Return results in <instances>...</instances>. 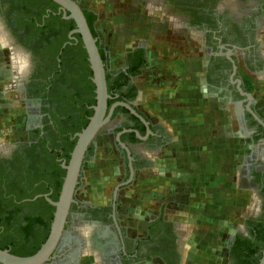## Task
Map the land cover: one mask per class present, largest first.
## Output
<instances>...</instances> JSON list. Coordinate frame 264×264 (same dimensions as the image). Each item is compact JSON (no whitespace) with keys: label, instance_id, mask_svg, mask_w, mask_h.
Segmentation results:
<instances>
[{"label":"flooded vegetation","instance_id":"1","mask_svg":"<svg viewBox=\"0 0 264 264\" xmlns=\"http://www.w3.org/2000/svg\"><path fill=\"white\" fill-rule=\"evenodd\" d=\"M76 1L79 3V0ZM149 1L157 12L171 17L174 21L173 28L186 29L199 36L202 51H204L205 84L228 92L229 100L241 112L246 127L252 129L250 134L253 136V151L250 157L246 158L242 179L256 188L261 200L260 209L254 217H248L243 221L242 229L230 233L227 241L228 264H251V260L258 252L264 251L263 246L260 245L264 239L258 235V228L264 226V221L261 220L264 214V196L261 193L264 186V158L258 153L260 150L258 147H264V132L260 128L263 126L257 123L246 110L248 98L239 93L238 86L243 91H250L238 73V63L240 62L252 75H257L264 69V52L260 41V35L264 31V0ZM82 9L88 10L84 7ZM52 10H55V13H63L58 4L53 8L46 0H0V27L7 32L13 44L27 53V73L25 77H22L19 88L22 100L31 109V114L27 115L23 137L0 153V163L7 162L18 150L24 151L32 137H41L49 133L48 125L51 124V128L54 126L51 113L56 109V102L49 100L47 96L49 93L47 78L53 75L52 69L55 66L45 55V49L57 48L59 43L58 34L53 31L58 29L59 25L54 23V19L48 18ZM69 31L67 40L60 43L61 47L68 44L67 57L75 54V45L78 42L76 36L68 38ZM136 53L140 54V57H137ZM104 56L113 77H117L122 70H136L145 63L137 75L131 76L125 73L132 83H134L133 79L141 75L149 66L148 51L143 45H134L127 49L122 54L121 64L114 68L109 66L105 53ZM43 69L51 72L46 78L37 76ZM42 83H44L43 88ZM44 89L48 93L43 92ZM36 91L40 92L37 96L34 94ZM137 91L136 86L135 98L127 102L148 122L151 133L147 134L146 125L129 111L119 110L115 114L112 112L110 120L100 128L97 135L107 133L113 136L117 151L124 158L123 176L115 185L111 200L106 205L92 204L86 199L79 198L77 196L81 184L79 178L78 187L74 193L75 200L69 207L64 224V232L50 258L42 264H180L182 262L183 245L179 224L168 218L167 210L165 212V209L161 207L153 215L143 216L137 224L140 229L133 234H131V226H133L131 223L134 221L125 223L120 217L118 194L122 193L134 180L135 171L143 165L138 147L144 145L151 149L159 138L158 131L152 122L135 103ZM252 97L249 105L256 112L255 99L253 95ZM261 118L264 121V117ZM46 119H48L47 122H45ZM133 130L138 131L144 138H138ZM118 132H120L119 140H116L115 135ZM132 133L136 137L135 141L131 139ZM121 142L128 148L130 160ZM90 146H92V152L88 154L89 150L87 151L85 160L94 152V143ZM129 163L134 170L130 179ZM189 195V192L180 191L174 194L175 206L183 204ZM47 209L48 206L43 201H38L20 207L13 214L27 215L36 220L34 235L43 236L41 223L49 219ZM49 209L50 214L53 215L54 209L51 207ZM90 221L97 224L91 225ZM46 237L47 234L42 241Z\"/></svg>","mask_w":264,"mask_h":264},{"label":"rangeland","instance_id":"2","mask_svg":"<svg viewBox=\"0 0 264 264\" xmlns=\"http://www.w3.org/2000/svg\"><path fill=\"white\" fill-rule=\"evenodd\" d=\"M79 3L95 15L93 29L97 43L104 51L111 68L121 64L122 54L127 49L134 45H143L148 51L149 66L154 64L155 68L157 67L156 71H160L155 77L157 81L169 79L172 84L173 81L177 82L178 87L181 79H190L186 87L194 91L193 102L197 104L196 109L209 110L214 114L224 110L233 115L235 132L238 125L240 126V156L239 161L234 163L236 171L232 173L228 170L232 167V156L217 157L224 166L226 179L230 183L224 197L222 195L217 198L215 193H209L203 200L202 207L192 208L189 201L184 200V205L176 209L180 213L176 217L190 220V223L185 220L184 226L182 222H178L183 245V259L180 264L186 261L188 264H228V236L242 229L243 221L248 217H254L260 209L261 200L256 188L242 179L246 158L250 157L253 151V136L246 135L252 129L246 127L241 112L229 100L228 92L221 93V96L210 101L207 92L202 91L204 88L207 89L208 85L204 82V51L199 36L186 29L173 28L174 21L171 17L157 12L149 0H79ZM11 41L7 32L0 27V153L23 137L27 115L31 114L28 104L21 98L19 88L22 77L27 73V53ZM260 41L264 52V31L260 35ZM238 66L242 81L254 98H257L254 103L256 112L264 115V69L257 75H252L240 62ZM135 79L136 77L133 80ZM197 89L201 91V95H198ZM208 120L210 122V116ZM108 139L114 149L118 150L113 136L108 135ZM259 148L258 153L264 158V147ZM117 154L123 164V156ZM225 154L231 155V153ZM80 181L77 196L86 199L84 168L81 171ZM232 183L233 187H231ZM136 187L137 180L134 178L124 189L125 191L130 188L132 197L120 201L119 207L123 222L134 221L131 223L133 225L131 234L137 233V229H140L137 224L143 216L156 213L151 209L144 213L138 208L140 201L136 199L138 191ZM196 192L200 193V191ZM196 192L190 195V201L193 199L194 202L195 196L198 195ZM184 212H190V216L188 214L185 216ZM187 236L190 237L186 238Z\"/></svg>","mask_w":264,"mask_h":264},{"label":"crops","instance_id":"3","mask_svg":"<svg viewBox=\"0 0 264 264\" xmlns=\"http://www.w3.org/2000/svg\"><path fill=\"white\" fill-rule=\"evenodd\" d=\"M156 70L154 64L150 65L133 80L138 89L137 107L159 134L158 141L151 149L144 145L138 147L143 165L135 171L134 176L138 189L136 199L140 201L137 206L144 213L157 211L162 207L165 212L167 210L169 219L182 222L184 226L185 220L188 223L190 220L176 217L180 215L176 209L184 204L175 206L174 194L180 191L192 195L200 191L196 192L197 201H190V195L185 198L192 208L202 207L203 200L209 193H215L217 198L222 195L224 197L230 183L226 179L224 166L217 157L232 156V167L228 170L232 173L236 171L234 163L239 161L240 156V126L235 132L232 120L234 117L224 110L214 114L209 110L196 109L197 104L193 102L194 91L186 87L190 79H181L177 87V82L173 81L172 84L169 79L157 81L155 77L160 71ZM202 91L207 92L210 101L226 92L212 86ZM196 92L201 95L199 89ZM221 105L216 104L218 107H222ZM250 133L249 131L246 135L249 137ZM94 140V153L82 165V169L86 171L84 193L90 203L106 205L111 200L115 185L123 176V164L117 154L119 152L110 144L107 133L97 135ZM130 197L132 190L129 188L119 192L118 202ZM187 214L190 212H184L185 216Z\"/></svg>","mask_w":264,"mask_h":264},{"label":"trees","instance_id":"4","mask_svg":"<svg viewBox=\"0 0 264 264\" xmlns=\"http://www.w3.org/2000/svg\"><path fill=\"white\" fill-rule=\"evenodd\" d=\"M46 1L53 8L57 5L52 0ZM52 11L49 12L48 18L54 19V23L59 25L58 29L53 30L58 34L59 43L57 48L45 49V55L55 68L52 69L53 75L47 78L49 93L46 89L43 92L48 93L49 100L56 102V109L51 113L54 126L51 128L52 125H48L49 133L41 137H32L29 146L24 151L18 150L7 162L0 163V248H6L17 255H28L35 252L43 242V237L48 234L52 219L49 207L54 209V206L50 205L42 195L32 198L37 194L49 193L50 199H57L65 174L61 162L68 161L76 140L74 134L87 124L93 112L91 105L95 103V85L91 80L92 71L80 35L78 33L73 35L78 38V42L75 45V54L71 57L66 56L68 44L60 46L62 41L67 40V32L75 27V22L71 18H63L62 14L55 13V10ZM83 12L93 35L96 36L93 29L95 15L89 10ZM99 52L105 64L107 92L110 95L107 99V106L109 107L116 100H133L136 96V86L130 82L125 73L131 76L137 75L145 63H142L136 70H122L117 77H113L108 70L101 48ZM136 56L140 57V54L136 53ZM39 72L37 76L44 78L51 73L46 69ZM41 86L43 88L44 83ZM34 94L37 96L40 92L36 91ZM119 110L128 112L126 108L118 105L113 114ZM47 121L48 119L45 120ZM260 128L264 132V128ZM131 139L136 140L133 133ZM88 150V154H91L92 146ZM261 193L264 196V186ZM38 201H43L48 206L49 219L41 223L43 236L34 235L36 220L27 215L13 214L20 207ZM261 218L264 221V214ZM258 231V235L264 239V226L259 227ZM260 245L264 248V240ZM263 254L264 251L258 252L251 260V264H256Z\"/></svg>","mask_w":264,"mask_h":264},{"label":"water","instance_id":"5","mask_svg":"<svg viewBox=\"0 0 264 264\" xmlns=\"http://www.w3.org/2000/svg\"><path fill=\"white\" fill-rule=\"evenodd\" d=\"M52 1L57 3L60 9H62V17L71 18L75 22V27L69 31L68 38H74L73 33H78L81 37L83 47L87 54L89 67L92 71L91 80L95 85V103L91 105L93 112L89 116L87 124L80 131L75 132L74 134L76 140L72 150L70 151L68 161L61 162V166L65 169V174L63 176L57 199H50L48 194H38L33 197L35 198L42 195L46 201L54 206L47 237L35 252L28 255H17L11 253L6 248H0V264H42L50 258L52 251L56 247L62 233L64 232V224L66 222L69 207L75 200L74 193L78 187L82 165L85 160L88 148L94 143L95 136L100 131V128L110 120L111 114L116 105L123 106L134 116L138 117L146 125V133H151V130L148 127V122L131 106L129 102L118 100L113 102L109 107L107 106V99L110 97V95L107 92L105 64L99 52L97 37L93 35L84 16L83 9L79 3L76 0ZM238 90L241 95H245L249 100V102L246 104V110L251 114L257 123L264 127V121L262 118L258 116V114H256V112L249 105L253 98L252 94L250 92L243 91L240 86H238ZM133 131L138 138H144L138 133V131ZM119 134L120 132L115 135L116 140H119ZM121 145L125 148L130 160L131 156L129 154L128 148L122 142ZM129 170L130 179L132 178L134 172L130 163ZM89 223L91 225L97 224V222L93 221H90ZM89 223H87L88 226ZM97 234H99V232H97ZM98 236L99 235H97V237ZM256 264H264V254L259 258Z\"/></svg>","mask_w":264,"mask_h":264}]
</instances>
